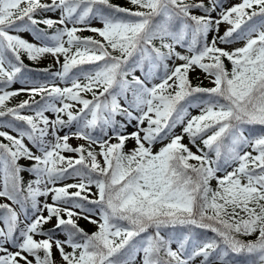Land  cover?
I'll return each instance as SVG.
<instances>
[{
    "label": "snow or ice",
    "instance_id": "snow-or-ice-1",
    "mask_svg": "<svg viewBox=\"0 0 264 264\" xmlns=\"http://www.w3.org/2000/svg\"><path fill=\"white\" fill-rule=\"evenodd\" d=\"M0 264H264V0H0Z\"/></svg>",
    "mask_w": 264,
    "mask_h": 264
},
{
    "label": "rangeland",
    "instance_id": "rangeland-1",
    "mask_svg": "<svg viewBox=\"0 0 264 264\" xmlns=\"http://www.w3.org/2000/svg\"><path fill=\"white\" fill-rule=\"evenodd\" d=\"M120 2H122V0H119ZM17 87H19V85H17Z\"/></svg>",
    "mask_w": 264,
    "mask_h": 264
},
{
    "label": "trees",
    "instance_id": "trees-1",
    "mask_svg": "<svg viewBox=\"0 0 264 264\" xmlns=\"http://www.w3.org/2000/svg\"><path fill=\"white\" fill-rule=\"evenodd\" d=\"M116 2H119V0H116Z\"/></svg>",
    "mask_w": 264,
    "mask_h": 264
}]
</instances>
